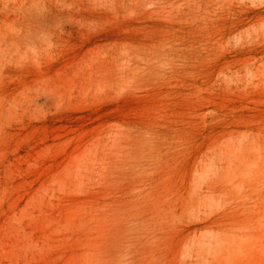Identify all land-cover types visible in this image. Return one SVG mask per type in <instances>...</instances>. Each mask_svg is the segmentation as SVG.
Segmentation results:
<instances>
[{
	"label": "rangeland",
	"instance_id": "rangeland-1",
	"mask_svg": "<svg viewBox=\"0 0 264 264\" xmlns=\"http://www.w3.org/2000/svg\"><path fill=\"white\" fill-rule=\"evenodd\" d=\"M0 264H264V0H0Z\"/></svg>",
	"mask_w": 264,
	"mask_h": 264
}]
</instances>
